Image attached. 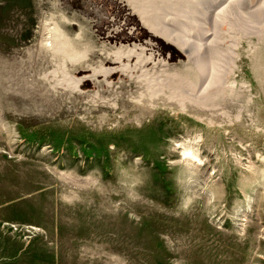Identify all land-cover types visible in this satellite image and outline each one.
<instances>
[{
    "label": "rangeland",
    "instance_id": "obj_1",
    "mask_svg": "<svg viewBox=\"0 0 264 264\" xmlns=\"http://www.w3.org/2000/svg\"><path fill=\"white\" fill-rule=\"evenodd\" d=\"M259 29L191 27L209 85L131 0H0V264H264Z\"/></svg>",
    "mask_w": 264,
    "mask_h": 264
},
{
    "label": "bare ground",
    "instance_id": "obj_2",
    "mask_svg": "<svg viewBox=\"0 0 264 264\" xmlns=\"http://www.w3.org/2000/svg\"><path fill=\"white\" fill-rule=\"evenodd\" d=\"M131 2L151 29L178 45L189 58L196 60V64L202 65L201 73L211 78L209 83L207 81L209 85L214 80H222L225 68L231 70L230 66L235 63L236 52L234 49L229 54L222 51L217 45L220 40L216 42L215 37H208L206 42L208 45L215 42L213 46H206L202 39L193 46L189 33L191 27H203V23L211 22L214 30H217L222 23L231 22L237 24L245 33H250L261 28L264 18V0H131ZM157 12L159 14H156ZM215 35L218 36L217 33ZM46 46H50V43H46ZM208 68L212 69V73L209 74Z\"/></svg>",
    "mask_w": 264,
    "mask_h": 264
}]
</instances>
